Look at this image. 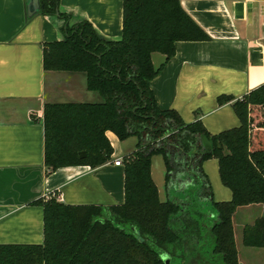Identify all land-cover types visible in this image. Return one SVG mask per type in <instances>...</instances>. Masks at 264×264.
Here are the masks:
<instances>
[{"label":"trees","instance_id":"obj_1","mask_svg":"<svg viewBox=\"0 0 264 264\" xmlns=\"http://www.w3.org/2000/svg\"><path fill=\"white\" fill-rule=\"evenodd\" d=\"M40 15L63 19V39L43 48L46 70L84 72L97 103H47L43 112L44 164L48 170L71 165L95 168L112 158L106 136L137 139L121 159L124 201L121 204H66L55 195L34 201L43 209V241L0 244V264H240L233 241L232 216L238 207L264 206V83L232 106L236 127L210 134L200 120L184 123L173 109H160L148 86L179 40L209 36L185 12L180 0H123L122 35L100 37L84 20L70 24L59 0H39ZM228 97H225V100ZM224 98L219 97L222 102ZM84 151V157L80 153ZM160 154L169 183L180 172L191 184L183 202L162 201L151 177V158ZM216 159L228 201H214L202 163ZM201 196L206 197L201 200ZM208 198V199H207ZM205 208L199 224L194 200ZM209 250L199 253V245ZM242 244L264 247V223L245 226Z\"/></svg>","mask_w":264,"mask_h":264},{"label":"crops","instance_id":"obj_2","mask_svg":"<svg viewBox=\"0 0 264 264\" xmlns=\"http://www.w3.org/2000/svg\"><path fill=\"white\" fill-rule=\"evenodd\" d=\"M122 1L59 0V10L70 15V24L86 20L100 37L117 40L122 35ZM180 4L209 39L176 41L166 61L163 54L152 53L155 67L163 62L147 82L156 104L175 110L184 123L200 120L210 134L236 127L233 102L264 83V0ZM63 23L57 15L27 17L25 0H0V244L43 241V209L34 203L38 198L55 195L66 204L124 201L123 165L114 160L135 149V136L120 140L107 130L112 158L95 168L71 165L50 172L44 164L45 104L101 101L87 89L84 72L43 67V48L63 39ZM202 170L213 200L228 201L231 192L220 181L217 160H205ZM181 175L177 172L167 184L165 172L163 179L153 180L162 201H185L191 181Z\"/></svg>","mask_w":264,"mask_h":264},{"label":"rangeland","instance_id":"obj_3","mask_svg":"<svg viewBox=\"0 0 264 264\" xmlns=\"http://www.w3.org/2000/svg\"><path fill=\"white\" fill-rule=\"evenodd\" d=\"M130 143L131 142H126L125 145H129ZM155 155H153L151 158L153 180L155 182H158L157 180L163 179L165 171L162 162V156L160 154ZM207 160L211 161V159ZM55 197L57 199V196ZM194 202L198 213H192V216L197 220L199 224H201L202 222L203 224H205L208 221L207 217L205 216V208H209L210 206L208 205L205 207L201 204L200 201L196 199L194 200ZM261 221L264 223V206L261 204H252L238 207L232 216L233 241L235 247L237 248L238 258L241 264H264V247H250L242 244V232L244 227ZM210 248L211 247L209 246V244L204 242L199 245V253L203 254L204 251L209 250ZM164 259H166V257ZM172 262H183L188 264L189 258H175ZM198 263L200 264L201 261L199 260Z\"/></svg>","mask_w":264,"mask_h":264},{"label":"water","instance_id":"obj_4","mask_svg":"<svg viewBox=\"0 0 264 264\" xmlns=\"http://www.w3.org/2000/svg\"><path fill=\"white\" fill-rule=\"evenodd\" d=\"M40 4L39 0H25V10H26V16L32 17L33 15L37 14L39 12ZM85 152L82 151L80 153V157L85 156ZM166 264H169V259H165Z\"/></svg>","mask_w":264,"mask_h":264},{"label":"built area","instance_id":"obj_5","mask_svg":"<svg viewBox=\"0 0 264 264\" xmlns=\"http://www.w3.org/2000/svg\"><path fill=\"white\" fill-rule=\"evenodd\" d=\"M121 163H122L121 159H119V158L114 160L115 165H120Z\"/></svg>","mask_w":264,"mask_h":264}]
</instances>
